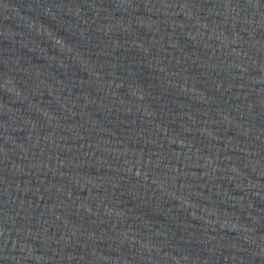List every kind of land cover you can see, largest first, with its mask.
I'll return each instance as SVG.
<instances>
[{
  "label": "water",
  "instance_id": "1",
  "mask_svg": "<svg viewBox=\"0 0 264 264\" xmlns=\"http://www.w3.org/2000/svg\"><path fill=\"white\" fill-rule=\"evenodd\" d=\"M0 264H264V0H0Z\"/></svg>",
  "mask_w": 264,
  "mask_h": 264
}]
</instances>
